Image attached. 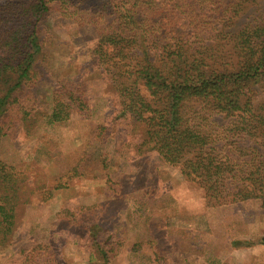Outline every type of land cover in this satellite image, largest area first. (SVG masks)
I'll list each match as a JSON object with an SVG mask.
<instances>
[{
    "label": "trees",
    "instance_id": "16d2710c",
    "mask_svg": "<svg viewBox=\"0 0 264 264\" xmlns=\"http://www.w3.org/2000/svg\"><path fill=\"white\" fill-rule=\"evenodd\" d=\"M55 14L91 30L89 61L117 118L144 130L137 158L175 167L209 207L259 199L264 208V0H0V141L39 119L43 23ZM89 98L82 83L60 81L47 123L91 118ZM10 170L0 158L3 245L20 197ZM86 230L98 264H111L115 236L98 222ZM27 253V264H57L50 246Z\"/></svg>",
    "mask_w": 264,
    "mask_h": 264
},
{
    "label": "rangeland",
    "instance_id": "374dc122",
    "mask_svg": "<svg viewBox=\"0 0 264 264\" xmlns=\"http://www.w3.org/2000/svg\"><path fill=\"white\" fill-rule=\"evenodd\" d=\"M43 24L51 35L41 59L45 79L35 88L39 119L29 134L19 126L0 141V158L20 186L0 264H27L38 244L50 246L57 264H98L86 230L92 222L115 236L111 264H264L261 201L209 207L204 190L175 167L137 158L144 130L117 118L109 85L89 61L91 30L58 14ZM60 81L87 88L91 118L47 123Z\"/></svg>",
    "mask_w": 264,
    "mask_h": 264
}]
</instances>
